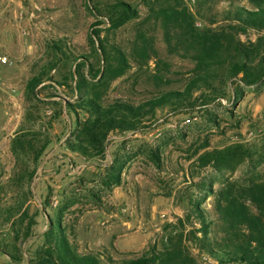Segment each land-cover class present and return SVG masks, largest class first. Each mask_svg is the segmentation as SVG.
<instances>
[{"label":"rangeland","instance_id":"1","mask_svg":"<svg viewBox=\"0 0 264 264\" xmlns=\"http://www.w3.org/2000/svg\"><path fill=\"white\" fill-rule=\"evenodd\" d=\"M164 1L0 0V264H28L52 222L76 255L122 264L160 250L169 234L180 231L178 219L184 224L183 243L199 264H240L218 262L199 248L200 233L189 231L200 227L197 203L209 240L220 241L218 193L264 182V81L241 84L237 100L230 81L223 98L205 101L207 91L193 90L184 105L158 107L142 127L110 132L100 156L85 157L65 144L76 117L85 116L67 108L77 99L70 87L75 77H68L72 59L86 55L94 67L102 66L99 51L88 43L94 30L127 58L124 73L100 87L103 104L137 105L183 90L195 75V62L169 50L151 11ZM183 1L200 27L212 18L221 22L235 5L254 8L247 0L202 7ZM118 3L132 14L113 26L109 16L121 13L114 7ZM258 34L250 29L241 39L254 41ZM143 38L149 42L145 58L138 46ZM82 70L86 74L87 66ZM33 75L43 77L36 94L26 89ZM237 145L252 156L217 167L214 154ZM114 164L121 165L118 178Z\"/></svg>","mask_w":264,"mask_h":264},{"label":"trees","instance_id":"2","mask_svg":"<svg viewBox=\"0 0 264 264\" xmlns=\"http://www.w3.org/2000/svg\"><path fill=\"white\" fill-rule=\"evenodd\" d=\"M216 0H195L199 7ZM254 8L235 5L223 12L221 22L215 18L209 25L200 27L196 24L195 12H192L183 0H165L153 10L163 29V39L169 50L180 53L195 62V75L190 78L183 90L167 91L159 96L143 101L137 105L115 100L112 103L101 102L100 87L106 86L109 80L124 73L127 58L120 48L106 46L100 32L94 30L88 35V43L95 53L99 51L102 66L94 67L86 55L74 57V71L68 77L74 80L77 99L67 102L69 110L80 109L85 112L82 118L76 117L74 129L65 140L66 147L85 157L100 156L104 153L105 141L112 131L134 130L142 127L146 116H154L155 110L168 103L178 106L189 101L193 90L203 89L205 101L223 98L227 95L228 81L234 84L233 97L237 100L243 86L256 85L264 81V0H247ZM195 4V5H196ZM121 13L109 16L111 25L116 26L120 20L132 12L126 4L116 6ZM252 29L258 34L254 41L242 40ZM142 58L148 57L147 38L141 44ZM78 60V61H77ZM77 61V62H76ZM87 66V76L83 67ZM97 78V79H96ZM43 77L33 75L28 79L26 89L34 94ZM64 82V80H63ZM63 82H59L63 84ZM36 94V93H35ZM195 102H188L193 106ZM264 149V139L263 145ZM251 157L250 149L241 145L218 151L214 158L217 167L233 157ZM154 157H157L156 154ZM116 163V162H115ZM111 166L114 176L118 178L121 165ZM216 210L223 222L224 237L220 241H210L208 225L198 204L194 211L200 227H192L190 233L199 232L197 241L200 249L214 257L220 263L264 264V182H251L246 186L234 187L218 193ZM248 202L253 206L250 207ZM180 231L169 234L160 250L151 251L150 255L129 259L122 264H199L183 243L184 224L178 219ZM195 230V231H193ZM44 241L28 264H102L92 255H76L69 246L58 224L52 222L44 232ZM14 261L19 257L11 254Z\"/></svg>","mask_w":264,"mask_h":264},{"label":"built area","instance_id":"3","mask_svg":"<svg viewBox=\"0 0 264 264\" xmlns=\"http://www.w3.org/2000/svg\"><path fill=\"white\" fill-rule=\"evenodd\" d=\"M2 58L0 57V60H1ZM4 61V60H3Z\"/></svg>","mask_w":264,"mask_h":264}]
</instances>
